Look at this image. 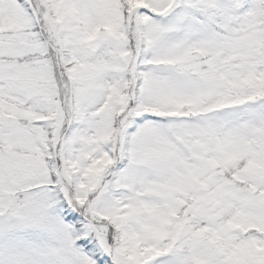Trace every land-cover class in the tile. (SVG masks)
Wrapping results in <instances>:
<instances>
[{
  "label": "snow or ice",
  "instance_id": "obj_1",
  "mask_svg": "<svg viewBox=\"0 0 264 264\" xmlns=\"http://www.w3.org/2000/svg\"><path fill=\"white\" fill-rule=\"evenodd\" d=\"M0 264H264V0H0Z\"/></svg>",
  "mask_w": 264,
  "mask_h": 264
}]
</instances>
